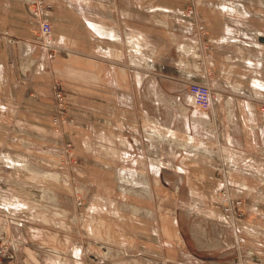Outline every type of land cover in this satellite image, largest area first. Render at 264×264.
Returning <instances> with one entry per match:
<instances>
[{
	"label": "crops",
	"instance_id": "0c3cea01",
	"mask_svg": "<svg viewBox=\"0 0 264 264\" xmlns=\"http://www.w3.org/2000/svg\"><path fill=\"white\" fill-rule=\"evenodd\" d=\"M32 1L0 0V212L21 222L4 231L25 240L24 264L33 250L42 264L219 263L213 229L264 264V0H198L202 34L184 0H44L37 16ZM42 20L55 51L36 42ZM190 82L213 87L205 114ZM56 90L78 123L65 139L49 120ZM65 141L89 190L78 209ZM221 187L243 219L221 211ZM86 237L132 256L102 259Z\"/></svg>",
	"mask_w": 264,
	"mask_h": 264
},
{
	"label": "rangeland",
	"instance_id": "374dc122",
	"mask_svg": "<svg viewBox=\"0 0 264 264\" xmlns=\"http://www.w3.org/2000/svg\"><path fill=\"white\" fill-rule=\"evenodd\" d=\"M226 1H228V0H225V2ZM184 2H185V5H184V9L182 11L183 17L186 16L185 15L186 10H191L193 18L190 19V23L192 22V20L197 19V18L199 20H201L200 14H199L198 9H197L198 0H184ZM195 7H196V9H195ZM201 24L204 25V23L202 21H201ZM54 105L49 110V117H50L49 120H50V123L52 126L53 135L56 136L58 139H63V138L65 139L66 137L74 136L73 127H76L78 123L76 122L77 123L76 124L72 120L71 115H70V109L68 108V105L65 106L66 110L64 112V118H63V121H65V123L60 124L58 126H55L52 122V116L54 113V109H53ZM60 150H61V153L58 156V163L61 166H64L65 168H67L69 170V172H71V175L68 178L69 193H70L69 199L74 200V206L76 207V209H78V208L83 207L85 205V198H86V195H87L89 190H88L87 185L83 181L75 178L73 175V174H75L74 173L75 168L78 165V159L75 155V151H74L72 143L70 141L69 142L65 141L63 146H61ZM31 169H32V167H31ZM224 190H226V193H228V194L226 195L227 197L222 198L221 193ZM176 191H177V189H176ZM218 196L221 200L224 201L221 204V211L224 214H228L229 216H231L232 219H241V218L243 219V216H242L243 213H241L237 210L241 201L239 199L233 198L231 196L229 188L226 189V188L221 187L219 189ZM77 200L80 201V203H81L80 206L76 205ZM234 202H235V204H234ZM49 206H55V205L50 204ZM226 209H228V210H226ZM52 214H53V216L61 217V214L57 211H53ZM72 223L76 224V225H80V222H78L77 219L74 220L73 218H72ZM20 224H21L20 220H17L16 218L12 217L10 214H7V213L2 214L0 212V230L2 231L4 236L6 238L14 237V238L18 239L19 241H21L23 244L22 250L19 253L18 261L16 264H24L25 263L24 249L26 247V242L22 237L14 234V233L9 232L6 236L4 228H8V227L20 225ZM261 226H262V228H258V231H257V235H258L257 240H258V243H262V244H260V246H263L264 245V228H263L264 225H261ZM212 231L213 232L211 234H214V235H213V237L210 238V240L213 243L210 244V246L211 247L213 246L214 248L209 250V252L212 250L213 251L223 250V251L227 252V254H226V257L224 258V260L220 261L219 263L214 262V260L209 259L211 264H252V258L251 257H253V253L251 252V248H250L248 242L244 238H242L237 232L235 234H231L230 239L229 238L225 239L224 234L220 230L213 229ZM80 243L82 245H85V246H92V247L96 248L99 256L105 260H109L112 258H118V257H122V256L123 257L132 256V254H130L128 252H124L119 245L113 244L107 240H101V239L86 237V239H80ZM180 243H181L182 247H184L186 244L185 240L184 241L182 240ZM217 246H219V247H217ZM31 252H32V256L38 261L39 264L44 263L43 255L39 251L33 250ZM88 255L89 254H87V258L89 257ZM205 257H203L201 260H197L195 255H191L190 259L197 260L199 263L204 264L203 261H204Z\"/></svg>",
	"mask_w": 264,
	"mask_h": 264
},
{
	"label": "built area",
	"instance_id": "2783aa9c",
	"mask_svg": "<svg viewBox=\"0 0 264 264\" xmlns=\"http://www.w3.org/2000/svg\"><path fill=\"white\" fill-rule=\"evenodd\" d=\"M37 6H45V1L33 0L32 2H30V11L34 16H37L38 14L36 9ZM185 15V17L189 20L193 18L191 10H186ZM193 21L194 20H192V22L190 23V27L196 29L198 34H202V32L204 31V25H202L201 23H195ZM51 33L52 29L50 23L47 20H42L40 23L39 32L36 36V42L42 44L49 51H55L51 40ZM188 93L191 97L193 106H195L202 114H205L212 108V104L215 98V92L212 86L208 84L190 82L188 84ZM179 100V97L174 98V101L178 102ZM65 106L66 104L63 99V94L61 93V91L56 90L55 105L53 107L54 113L52 116V122L55 126L65 123V121H63L64 112L66 110ZM227 194L228 193H226V190L222 191V198L227 197ZM76 205H81L79 200L76 201ZM22 246L23 244L21 241L14 237L6 238L0 230V264H16L18 261L19 253L22 250Z\"/></svg>",
	"mask_w": 264,
	"mask_h": 264
},
{
	"label": "water",
	"instance_id": "95a60500",
	"mask_svg": "<svg viewBox=\"0 0 264 264\" xmlns=\"http://www.w3.org/2000/svg\"><path fill=\"white\" fill-rule=\"evenodd\" d=\"M259 41H260V42H264V40H263V39H260Z\"/></svg>",
	"mask_w": 264,
	"mask_h": 264
}]
</instances>
